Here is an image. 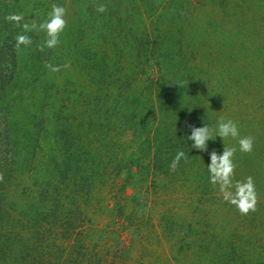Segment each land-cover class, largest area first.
Instances as JSON below:
<instances>
[{"label": "rangeland", "instance_id": "rangeland-1", "mask_svg": "<svg viewBox=\"0 0 264 264\" xmlns=\"http://www.w3.org/2000/svg\"><path fill=\"white\" fill-rule=\"evenodd\" d=\"M117 2L123 12L109 7ZM54 4L66 9L67 26L61 43L41 52L45 33L23 25L47 19ZM100 4L106 12L95 10ZM128 6L0 0V264H264V66H246L242 58L247 50L264 51V0ZM141 11L144 25L131 26ZM17 15L18 23L6 19ZM118 15L127 20L116 22ZM124 31L135 32L126 40L119 36ZM21 34L32 44L18 49ZM93 48L97 56L86 64L97 83L87 79L80 56ZM147 48L173 56L162 80L186 92L185 102L207 103L213 132L223 117L237 123L239 137L210 139L196 159L180 160L175 170L169 162L161 171L152 165L161 154L158 161L148 152L136 156L130 132L112 129L108 120L110 127L99 129L98 115L104 123L118 98L138 110L130 96L146 94L154 73L142 71L144 64L127 73L126 64L129 53ZM193 51L201 52L195 60ZM245 136L254 138L251 153L239 150ZM224 145L236 149L234 181L254 178L258 203L247 215L209 183V154H222Z\"/></svg>", "mask_w": 264, "mask_h": 264}, {"label": "trees", "instance_id": "trees-1", "mask_svg": "<svg viewBox=\"0 0 264 264\" xmlns=\"http://www.w3.org/2000/svg\"><path fill=\"white\" fill-rule=\"evenodd\" d=\"M136 2L137 0H131L130 2L128 0H125V7L127 6L128 8L129 3L134 5L136 4ZM147 4H145L146 8ZM109 7H119L120 11H124V5H121L120 2L113 3L109 5ZM133 7L136 10L137 6L135 5ZM139 15L140 19L137 17L136 20L131 21V26L136 25L138 21L140 22V24L142 22V25H144L143 23L146 19V14L145 12L141 11ZM147 17L149 16L147 15ZM126 20L127 17H125V15H118V18L115 21L125 22ZM111 23L113 22L111 21ZM114 25H116V23ZM126 31H129V29L126 28ZM134 32L124 31V33H119V36L127 40L128 37H133ZM138 34L139 36L142 35L140 33ZM212 44L213 42H207L206 45ZM200 47H202V45H200ZM262 50H264V47L262 48ZM81 52L82 53L80 56L83 57L81 63L85 67L86 71H84L87 79L91 83H97L95 81V76L90 74L93 66L86 63L91 61L94 56H97L98 51L93 48L89 51L81 50ZM200 53H196L193 51L192 55L190 56L192 57L191 59L195 60L198 57L197 55H199ZM178 54L184 56L186 55V51L182 49ZM129 55L130 58L126 66L130 71H128L127 73H133V70L137 69V67H141L142 64H144V66H146L148 70L145 69L142 71L154 73L155 78H149V82L146 85L148 88L146 94H131L133 95L130 96L131 99L135 96L133 99L136 101H134L135 107H139L135 113L132 111L134 110V105L132 106L131 103L126 99L121 100L118 98V101L113 103V105L111 106V108L114 109L113 113L104 116V123L101 122L103 117L100 118V115H98L99 120L96 125L98 127L100 126V129L101 127H107L108 125L105 124L111 122L113 124H116L111 126L112 129L123 128L125 131L127 130L128 132H130L136 156L143 154V152H148L145 157H148L151 160V157L148 156V154H150L153 156L154 160L158 161V158L155 155L160 156L161 154V161L152 164L158 170L162 171L164 168H166V166H168V163L173 161V158L175 157L174 155H177L178 151H183L185 153L186 159L182 158L181 160H189L192 157L196 159L197 150L191 147L192 141L187 140V136L191 134V127L193 126L202 127L204 126V124H207L209 128L212 127L213 121L215 122V117L209 116L208 108L206 106L207 103H205L204 101L199 102L198 100L193 101L196 104H193V102L189 101L185 102L184 98L186 92L182 93L180 90L181 88L178 89V86H170L169 80H165L168 81L165 84L162 79H164L165 74H167L168 77L170 76L169 63H172L173 56L168 55L164 50H160L159 52H157L155 50H150L147 48L143 52H132L129 53ZM242 58H244L246 66L247 64L251 63L252 65L264 66V51L261 55H255L254 51L250 50V52H248L247 50L243 54ZM235 59L237 61L240 60L239 56H237V58ZM154 61L159 65L157 71H153L152 66H150L149 63L151 62V64H154ZM240 66L238 65L237 68H239ZM86 68H88V70ZM127 73L125 72L124 74ZM177 74L183 76V69H177ZM198 84L199 80L197 79V84L195 85V88L197 89L194 91V93L199 95V89L201 87ZM83 89L88 90L89 92L87 93L89 94H92L94 91V87H87ZM100 89L103 91V87L101 85ZM107 89L108 86H105V90ZM105 90L103 92H105ZM113 91L114 90H110L109 88L110 94H112ZM196 94L195 98L198 99V96H196ZM189 109H191V111H189ZM78 124L82 125L79 122ZM118 167L120 166L118 165L117 167H115V170ZM113 169L111 170V173ZM91 180H95V177H92Z\"/></svg>", "mask_w": 264, "mask_h": 264}, {"label": "clouds", "instance_id": "clouds-1", "mask_svg": "<svg viewBox=\"0 0 264 264\" xmlns=\"http://www.w3.org/2000/svg\"><path fill=\"white\" fill-rule=\"evenodd\" d=\"M95 10L99 13L107 11V6L100 4L95 6ZM66 9L60 5H52L51 11L48 13L47 19L40 22L38 25L24 24L23 28L26 31L37 30L45 33L44 41L39 44L38 50L43 52L46 48H56L60 43V35L67 26L65 19ZM6 19L14 20L17 23L21 17L12 16ZM16 47L19 49L21 45L27 47L32 44V39L28 35H18L16 37ZM46 68L50 71H60L61 66H53L46 64ZM66 67V66H65ZM191 111V109H189ZM217 136L221 137L223 142L226 138L239 137V129L237 123L231 119L225 120L221 117L217 121L215 132L209 128L207 124L202 127H191V134L187 136V140L192 141V148L199 151H207V142L210 139H215ZM239 150L243 153H251L254 145V138L252 136L240 137L238 140ZM236 149L224 145L222 154H218L216 150L210 152V163L207 165L209 173V183L213 188H217L225 202L233 205L237 211L242 215H247L249 212L256 211L258 196L255 189V182L252 176L246 177L244 180L233 179L236 169L234 163V155ZM186 159L183 151H178L173 158L170 168L175 170L180 160ZM3 180V175L0 174V181Z\"/></svg>", "mask_w": 264, "mask_h": 264}]
</instances>
